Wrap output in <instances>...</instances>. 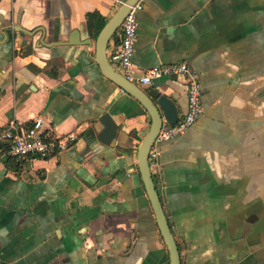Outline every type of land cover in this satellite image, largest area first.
Returning a JSON list of instances; mask_svg holds the SVG:
<instances>
[{"label": "crops", "instance_id": "0c3cea01", "mask_svg": "<svg viewBox=\"0 0 264 264\" xmlns=\"http://www.w3.org/2000/svg\"><path fill=\"white\" fill-rule=\"evenodd\" d=\"M143 2L136 74L187 62L203 87L202 115L160 145L153 169L181 264H264V0ZM120 6L0 0V264H170L137 163L151 116L95 59L98 17ZM120 40L119 29L107 49L119 72ZM138 85L185 115L183 75ZM102 110L118 123L111 143ZM37 118L75 139L12 157L2 131Z\"/></svg>", "mask_w": 264, "mask_h": 264}, {"label": "built area", "instance_id": "2783aa9c", "mask_svg": "<svg viewBox=\"0 0 264 264\" xmlns=\"http://www.w3.org/2000/svg\"><path fill=\"white\" fill-rule=\"evenodd\" d=\"M126 0H119L124 4ZM144 7L143 0L129 5V10L122 21L120 48L115 50L114 59H119L120 72L130 81L137 84H153L157 79L169 75H183L187 84L188 108L184 116L175 124H164L160 129L150 150V165L153 172L159 164L160 145L186 133L200 118L204 111L203 87L198 73L187 62L160 63L147 67L136 74L134 55L139 29V13ZM75 134L55 135L46 129L41 118L30 124L11 120L1 133V139L8 144L9 153L16 158L48 157L56 150L68 148Z\"/></svg>", "mask_w": 264, "mask_h": 264}, {"label": "water", "instance_id": "95a60500", "mask_svg": "<svg viewBox=\"0 0 264 264\" xmlns=\"http://www.w3.org/2000/svg\"><path fill=\"white\" fill-rule=\"evenodd\" d=\"M136 1L138 0H126L116 13L106 21L95 38V59L104 75L137 98L151 116L149 130L144 135L138 147L137 163L159 229L169 251L170 264H181L180 248L157 189L149 158L150 150L164 123L167 122L172 125L179 120L177 105L169 95L160 89L155 88L146 91L136 82L128 80L115 68L107 53L108 45L119 31L122 21L129 10V5L134 4ZM86 43L92 44L93 40L88 39ZM118 48H120V45ZM116 60L118 61L119 59ZM100 121L104 124V129L99 134V138L106 143H111L118 134V123L112 117L111 113L105 110H102Z\"/></svg>", "mask_w": 264, "mask_h": 264}, {"label": "trees", "instance_id": "16d2710c", "mask_svg": "<svg viewBox=\"0 0 264 264\" xmlns=\"http://www.w3.org/2000/svg\"><path fill=\"white\" fill-rule=\"evenodd\" d=\"M106 19L105 17H98V23L95 24L96 25V31L94 32V36L96 38V36L98 35V33L100 32V30L102 29V27L104 26V24L106 23ZM13 157V156H12ZM154 176V175H153ZM155 179V178H154ZM155 183H156V180H155ZM178 243V242H177Z\"/></svg>", "mask_w": 264, "mask_h": 264}]
</instances>
